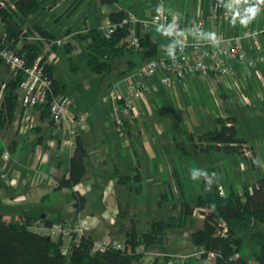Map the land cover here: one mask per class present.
Wrapping results in <instances>:
<instances>
[{"label":"crops","instance_id":"1","mask_svg":"<svg viewBox=\"0 0 264 264\" xmlns=\"http://www.w3.org/2000/svg\"><path fill=\"white\" fill-rule=\"evenodd\" d=\"M72 1L59 0L51 5L50 10L58 14L63 5ZM248 1L150 0L148 14L141 19L152 17L159 5H163L165 12L174 17L179 24H188L194 19L205 17L213 10L221 12ZM111 5L117 6L112 9ZM120 10L135 14L132 0L128 2L115 0L110 4L102 3L100 0H75L54 25L57 26L72 17L70 22L77 24L75 26L69 24L62 32L70 30L72 33L83 31V28H100L108 21L110 11ZM135 15L138 19L137 14ZM142 21L138 19L136 23L130 25L125 37L134 35L138 39H148L155 46L154 52L148 54L147 46L140 49H124L116 54L112 58L111 69L99 72L109 74L120 67L116 82L110 90L113 88L123 90V79L133 73L134 68L152 57L169 55L173 50L174 36L171 31L155 24L147 28ZM0 24L2 25L1 22ZM70 28L74 30L71 32ZM263 30L264 11H256L251 17H244L240 21L233 19H223L215 23L207 21L199 31L198 39L202 41L204 35L208 33L212 38L219 35L223 38H237L246 55L254 58L264 52ZM247 32L250 34L256 32L258 48L253 44L252 36L246 35ZM2 66L4 67V64L0 63V68ZM255 69L259 71V75L254 72ZM0 71L2 75V69ZM12 76L13 71L8 77L0 76V84H5ZM161 76V73H156L149 77L148 84L152 91L143 92L144 94L135 98L133 116L124 127L123 135L119 133L112 120L115 114V104L112 101L113 109L103 112L98 118L90 112L85 115L79 110L72 111L80 121L75 135L81 139L85 151L84 173L72 189L56 188V185L59 178L67 173L74 147L73 139L53 125L49 117L43 115L41 109L36 108L29 114L32 118L31 125L22 131L18 126L23 109L19 107L18 102L11 122L0 127V151L9 153L6 162L2 160L0 154V172L5 168L7 176L6 182L0 178V216L4 219H11L19 214L45 217L61 223L66 229H80L76 231V235L87 234L92 237L94 243H101L106 237L123 241L124 231L130 219L137 220L138 225L144 228L152 219L177 216L182 201L193 203L202 194V187L193 181L192 168L186 158L184 137L188 131H185V109H175L176 104L171 97L172 89L161 83ZM169 76L171 84H174L186 75L170 73ZM204 81L216 99L217 91H222L225 96L222 100H227L225 94L228 93H224L223 90L231 88L237 104H252L251 93L254 96L255 88L259 94L253 101L258 102L264 97L262 88L264 64L247 67L243 63L235 62L234 72L230 76L195 73L191 78L197 89L200 86L205 87ZM66 91L65 89L68 95ZM152 92L160 96L167 109H146L157 100L150 96ZM238 94L242 95V100L238 99ZM246 97L250 98V102L246 101ZM223 113L224 115L219 116L228 115L225 109ZM188 141L190 144L193 142L189 139ZM193 149L196 152H207L194 146ZM251 150L253 160L259 163L256 151L253 147ZM136 162H139L142 173V189L139 195L131 182H118L119 176L131 174ZM202 180L206 190L213 181L223 188L228 185L216 182L213 178L208 182V178L204 176H201ZM230 187L232 186L229 184L227 188ZM73 190L83 195V208L79 211L75 208ZM119 204L126 208L124 216L119 214ZM203 218L202 214L197 215L193 212L192 220L184 228L175 226L167 229L162 241L146 248L136 264H214V256L195 255L198 247L191 242L189 236L191 231L202 226ZM37 225L33 227L35 230L49 233L42 222H37ZM58 235L55 233L54 239ZM65 242L70 244V237L62 235V246ZM252 264H256V261L254 260Z\"/></svg>","mask_w":264,"mask_h":264},{"label":"trees","instance_id":"2","mask_svg":"<svg viewBox=\"0 0 264 264\" xmlns=\"http://www.w3.org/2000/svg\"><path fill=\"white\" fill-rule=\"evenodd\" d=\"M114 1L100 0L107 4ZM43 6L44 0H0V22L2 23L0 42L2 40L4 42L0 46L13 48L23 54L26 64H32L41 54L44 41L56 39V34L52 30L37 27L40 35L36 41L22 40L24 35L27 36V31L24 29L25 18L41 10ZM127 13L126 10L110 11L108 18L117 21L125 17ZM128 28L129 24H126L116 29L108 38H105L102 30L97 27L83 28V31L73 33V37L84 41L85 63L88 70L99 73L111 69L112 58L125 49L119 44V40L126 35ZM64 33L69 35L70 30ZM139 42L141 47L148 46L146 51L148 54H153L155 46L148 39L139 38ZM74 46L67 41L62 47L70 53ZM56 47L54 46L53 49L56 50ZM0 63H2L1 59ZM41 63L50 80L51 93L47 101L36 109H41L43 115L49 117L51 96L65 93L66 83L54 76L53 65L45 62V55ZM71 66L76 68L73 63ZM13 73L14 75L5 82L3 87L0 100V127L11 122L18 103L16 89L23 78V72L18 70ZM128 122H125V126ZM214 122V128L198 134L188 132L187 137L193 141L194 147L207 152L213 150L223 154L237 153L245 159H253L252 147L246 144V139L239 133L238 125L232 115L217 116ZM84 156L81 139L75 135L67 173L59 178L56 188L72 189L79 182L85 170ZM128 181L134 184L136 193L141 194L142 173L139 162L134 164L131 174L118 178V182L121 183ZM203 185L202 180V194L193 203L181 202L177 216L152 219L144 228L138 225L137 220L130 219L124 231L123 249L107 247L102 251H93L92 247L95 243L90 235L72 233L70 264H136L146 248L162 241L167 229L175 226L184 228L192 220L194 211L204 216L202 226L189 234L191 242L203 250L201 256H207L211 252L214 256V264H247L248 262L238 254L242 242L240 229L247 226L253 228L256 222L264 219V174L250 185L244 184L239 192L230 187L221 195L219 186L214 181L208 190ZM72 196L76 210H81L83 195L73 190ZM118 207L119 214L124 216L126 208L120 204ZM219 218L224 219L227 224V231L224 234L220 230ZM37 222H42L49 233H40L35 230L33 227L38 226ZM53 223L55 222L45 217L26 214H19L11 219L0 216V264H64L66 258L62 248V234L55 239L52 237L50 227ZM250 234L258 246V250L253 252V259L256 264H264V230L258 228L251 230Z\"/></svg>","mask_w":264,"mask_h":264},{"label":"built area","instance_id":"3","mask_svg":"<svg viewBox=\"0 0 264 264\" xmlns=\"http://www.w3.org/2000/svg\"><path fill=\"white\" fill-rule=\"evenodd\" d=\"M255 8L256 11H264V0H249L248 3L240 4L233 8H226L221 12L213 10L205 17L197 18L188 24H179L174 17H170L164 10L163 5H159L157 12L151 17V22L159 27L169 30L173 33V50L169 55L161 57H152L144 62L135 72L126 75L123 79L124 88L118 90L113 88L107 95L102 97L103 102L112 101L115 104V114L113 123L119 129L121 135L124 134L125 122L133 116V103L135 98L142 92H148L150 86L145 79L161 73L160 81L166 86H170L171 79L169 74L192 75L195 73H213L222 76H230L234 72V63L240 62L247 67H254L257 64H264V52L254 58L246 55L237 38H223L221 35L212 38L211 34H205L204 39H198V33L203 28L205 22L215 23L223 19H233L240 21L244 17H251L254 13L248 9ZM255 11V12H256ZM138 21L136 15L128 12L127 15L117 21L108 19L105 25L100 27L105 38L110 37L116 29L126 24L132 25ZM264 32V30H263ZM247 36H252L253 44L258 48L256 32ZM67 41L73 42L74 52H77L76 42L71 40L68 35L62 38H56L50 41H44L42 52L33 61L32 64H26L24 55L18 53L15 49L4 48L0 46V59L2 63L11 71L21 70L23 78L16 89L17 101L23 109L18 128L25 130L31 125L32 118L30 111L43 105L51 93L50 80L45 74L44 66L41 63L45 55V62L53 63L57 59L54 46H63ZM3 40L0 42L2 45ZM119 44L125 49H140V42L134 35L131 37H122ZM4 84H0V98L3 94ZM72 100L66 93L52 95L49 101V120L62 129L74 141L76 129L80 121L71 111ZM4 162L9 159V153H1ZM0 178L7 181L6 170L3 168L0 172ZM219 194H224V189L219 186ZM195 214L201 213L194 211ZM203 215V214H202ZM220 230L224 234L227 231V224L224 219L218 220ZM50 230L57 234L67 235L71 238L72 233L80 229L63 228L59 222L51 225ZM107 247L124 248L123 241H117L115 238L106 237L101 243H95L93 251H102ZM203 250L198 248L195 255L200 256ZM207 256H213L209 252Z\"/></svg>","mask_w":264,"mask_h":264},{"label":"rangeland","instance_id":"4","mask_svg":"<svg viewBox=\"0 0 264 264\" xmlns=\"http://www.w3.org/2000/svg\"><path fill=\"white\" fill-rule=\"evenodd\" d=\"M58 1L59 0H44V6L41 10L25 18L24 29L27 31V36L24 35L22 40L30 42L36 41L40 35L37 27L52 30L56 34V38L66 36L62 31L68 27L69 24L74 26L77 24L70 22L72 17L67 21H62L61 24L57 26H55L54 23L69 9L75 0L63 5L59 10V13L56 14L53 13L50 8L52 4ZM126 1L128 2L130 0ZM149 1L150 0H132L135 14H137L139 20H143L142 22L147 28L153 26L151 17L147 16V18H141L148 14L150 8ZM116 6L117 5H111L110 8L115 9ZM1 29L2 25L0 24V32ZM70 29L71 32L74 30V28ZM76 32L78 31H73L68 36L71 40L76 42L77 52H74L73 49L69 53L62 46H57V59L52 63L53 74L57 79L66 83V92L72 100L71 111L79 110L85 115L90 112L95 118H98L103 112L113 109L111 101L103 102L102 97L107 95L109 90L115 84L120 67L109 74H101L88 70L85 63L86 51L84 49V41L72 36L73 33ZM72 63L76 64V68H72ZM141 65L134 68L132 72H135ZM1 69L2 75L0 76L3 77H8V74L12 72L5 65L4 67L2 66L0 70ZM254 72L259 75L258 70L255 69ZM192 76L193 74L186 75L180 81L170 84V88L172 89L171 97L176 104L175 109H185V131L200 132L214 128V116H219L220 114L224 115L223 110L225 109L226 114L235 117L239 133L246 139L247 145H251L254 148L256 151V158L259 161L258 163L252 158L245 159L237 153L223 154L213 150L210 152H196L193 149V145L189 143L187 137L188 133L186 132L184 137V147L186 149L188 164L192 168L191 174L193 176V172L199 173L193 181L201 184V176H204L205 178H208V182L213 178L216 182L226 183L228 184L226 185L227 187L230 184L235 191H240L244 183L251 184L260 177V174H264V97H261L258 102L253 101L255 97L258 98L259 94L255 91V88L254 96L251 93L252 104L239 105L234 101L233 90L228 88L227 90H223L224 93H228L225 94L227 100H222L224 96L222 91H217L216 99V96L211 93L206 81H204L205 87L200 86L197 89L191 82ZM148 79L149 77L145 79V82L148 83ZM262 84H264V82H262ZM262 88L264 87L262 86ZM151 91L150 88L149 92ZM238 95V99L242 100V95ZM150 96H153V99L157 100H155V103L149 104L146 109H167L166 104L156 92H152V95ZM246 98V101L250 102V98ZM150 99L152 100L151 97ZM18 105L19 107L21 106L20 104ZM227 187L222 188L227 191ZM258 228L264 230V219L256 222L253 228L247 226L240 229L242 242L238 254L248 262L247 264L253 263V252L258 250V246L252 239L250 232L251 230H256ZM185 230L187 231L188 229L186 228ZM54 234L55 233L52 232L53 238ZM63 236L67 237V235ZM62 248L66 258L64 264H70V244L65 242Z\"/></svg>","mask_w":264,"mask_h":264},{"label":"clouds","instance_id":"5","mask_svg":"<svg viewBox=\"0 0 264 264\" xmlns=\"http://www.w3.org/2000/svg\"><path fill=\"white\" fill-rule=\"evenodd\" d=\"M248 11L254 13L256 11V9L255 8H250V9H248ZM196 175H199V173L193 172V177L192 178L195 179Z\"/></svg>","mask_w":264,"mask_h":264},{"label":"water","instance_id":"6","mask_svg":"<svg viewBox=\"0 0 264 264\" xmlns=\"http://www.w3.org/2000/svg\"><path fill=\"white\" fill-rule=\"evenodd\" d=\"M49 238V236H47Z\"/></svg>","mask_w":264,"mask_h":264}]
</instances>
